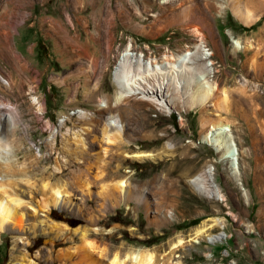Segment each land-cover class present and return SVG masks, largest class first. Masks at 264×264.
<instances>
[{
	"label": "rangeland",
	"instance_id": "rangeland-1",
	"mask_svg": "<svg viewBox=\"0 0 264 264\" xmlns=\"http://www.w3.org/2000/svg\"><path fill=\"white\" fill-rule=\"evenodd\" d=\"M25 1L0 0V85L13 74L26 83L34 77L44 108L37 117L28 109V95L5 96L25 127L21 151L2 154L18 165L20 171L9 177L25 202L17 206L22 226L8 222L0 229V264H64V251L82 248L81 228L89 240L106 246L105 254L96 253L106 264L116 252L123 261L118 264H138L140 251L151 248L150 264H264V2L255 0L256 17L246 24L233 0H137L134 28L119 35L111 51L101 52L90 50L84 36L38 30L21 37L11 23ZM130 43L145 59L169 54L171 63L200 43L213 53L185 62L186 83L177 87L176 77L169 108L143 93L124 96L118 116L125 145L108 143L106 108L99 102L116 103V70ZM133 60L123 66L127 77L137 67ZM203 61L213 63L202 78ZM202 85L209 87L208 98L198 97ZM219 120L239 148L235 174L202 140ZM137 150L158 157H124ZM210 164L221 197H209L191 182ZM87 167L93 172L86 188ZM120 179L127 182L129 199L118 203L120 191L113 194L112 187ZM54 184L66 185L71 198L59 194L60 203L47 210L42 204ZM196 227L206 230L197 234ZM220 232V239L209 235ZM179 238L193 240L172 248Z\"/></svg>",
	"mask_w": 264,
	"mask_h": 264
},
{
	"label": "bare ground",
	"instance_id": "bare-ground-1",
	"mask_svg": "<svg viewBox=\"0 0 264 264\" xmlns=\"http://www.w3.org/2000/svg\"><path fill=\"white\" fill-rule=\"evenodd\" d=\"M262 1L264 2V0H259V2ZM232 4L237 16L243 21V23L249 24L253 20V18L256 17V15H253V13L255 12L252 10L257 7L255 0H233ZM231 38L233 42L237 45V47H239L240 43L238 39H236L232 35ZM0 41L3 42L2 40ZM199 50H201V53L198 52ZM212 53L213 51H209V49L204 48V46L200 43L194 51H187L180 54L179 56H177L176 63H171V55L169 54H162L160 57L151 56L145 59L142 54H138L137 52H134L132 50V43L128 44L124 51H122L120 62L116 70L118 72L116 76V80L118 83V90L116 92L115 97L116 103L110 105L108 98L103 99L101 102H99L100 106L106 108L103 112L107 115L106 123L103 127L104 139H106L108 143L118 140L122 145H125V139L122 133L125 128V125L123 124V118L120 115L118 116V111L123 109L122 105H120L119 102L124 96H128L130 94L143 93L141 97H144V99L153 101L162 109H165L166 107L169 108V106H173L174 104V101L170 98V96L172 93H175L174 82L176 81V77L177 83H175L177 87L181 86L182 88V86L186 83V80L183 78L185 62L189 59H192L191 56L193 55L200 59H207ZM130 59H134L133 61L137 63V67L135 69V72L130 74V77H127V72L125 75L123 74L125 72L123 70V66ZM175 60L176 59H174V61ZM192 61H194V59ZM212 63V61L201 62V65L204 67L202 70L204 71L201 72L200 77L203 78V76H206V73L211 72L209 65ZM27 66V64H23L21 68L24 70L29 68L31 70V67ZM32 70V72H36L35 69ZM180 76H182L183 79H181ZM21 78L20 81H18L16 76L13 74L9 79H4L5 83L0 85V229H6L8 222H12L18 227L22 226L23 214L21 213V211L17 210V206L20 207L19 204H22V202L24 201L17 195L14 190L17 181L9 177V175H12L14 173L17 174L16 172L20 171L18 165L16 164L15 160H7L6 157H4L2 154L9 152L10 149L13 151L14 154L21 151V145L24 142L23 136L20 131H22L25 127L21 123V116L17 110L16 105L7 101L5 96L7 95V92L11 91H13L18 97L28 95V109L35 113L37 117L41 113V111H43L44 108L42 104L43 102H41V100H39V98L34 93V90L36 89L34 85L35 78L29 76V80L27 81V83L25 82V80H22L23 78ZM151 78H153L154 80H151ZM25 84L28 85V90L25 89ZM202 86L203 88L197 90L199 93V96H197L201 99L208 98V96H210V93L208 91L209 87L206 85ZM198 97H195V100H193V104H199ZM78 111L82 115H87L88 113L83 109H79ZM65 118L62 119V121H64ZM111 127H114L116 130H111ZM77 136L78 139L82 141L81 136L79 134H77ZM202 140L211 145L216 150V152L220 155V160L225 161L228 164V169H230L229 171L231 173L235 174L239 172V148L237 147V144L233 139V136L230 133L226 122H223L221 120L217 122L214 121V123L211 124L207 131L203 134ZM156 156L157 155L155 153L148 150H137L132 153L125 152L124 155L125 158L147 157L153 159H155ZM213 169L214 166L210 164L201 173L191 178V182L195 185L196 189L199 192L207 194L209 197H221L222 193L220 195L219 187L216 184H213ZM87 171V178H85V182H87V185L84 186L86 188L90 184L89 179L91 172H93L91 171L90 167H87ZM236 178L239 177L236 176ZM126 185L127 182H125V180L120 179V181H118L115 186L112 187V191H114L113 194L115 193L114 189L120 191L121 197L119 199H116L118 203L120 201H126L127 198L129 199V192L126 189ZM65 186L58 184L52 185L50 187L49 197H47L44 203L42 204L43 207L47 208V210H50L52 206H57L60 203L59 194L63 193L70 197L71 190H69ZM105 194H108V192ZM118 203H116V205ZM78 228L79 227H77L75 231H77ZM198 228L196 231L197 234L203 231L205 232L206 230ZM81 232L84 241L82 244V248H77L71 252L68 250L67 252L64 251L62 253V258L65 259L64 264H70V262H72L73 256L79 257V259L77 258L78 262H80L79 264H81L82 262V264H106L105 262H100L101 258L98 257L99 255L96 256V253L100 255L105 254L107 250L106 246L102 244L99 245L96 243V241L89 240L87 236V228H81ZM222 234L223 233L220 232L218 234L209 235H211L210 237L220 239ZM192 240V238L188 240H185L184 238H179L176 242H173L172 248L175 249V247H178L186 243L187 241L191 242ZM151 249H145L143 251H140L137 257L138 264H150V262L153 261L154 255ZM117 255L118 252L115 253V256L112 260V264H118V262L120 261L117 258ZM78 262L74 261L71 264H77ZM122 262L123 261H120L119 263Z\"/></svg>",
	"mask_w": 264,
	"mask_h": 264
},
{
	"label": "crops",
	"instance_id": "crops-1",
	"mask_svg": "<svg viewBox=\"0 0 264 264\" xmlns=\"http://www.w3.org/2000/svg\"><path fill=\"white\" fill-rule=\"evenodd\" d=\"M12 29L21 37L38 30L50 35L84 36L92 51L109 52L119 35L135 26L137 0H26Z\"/></svg>",
	"mask_w": 264,
	"mask_h": 264
}]
</instances>
